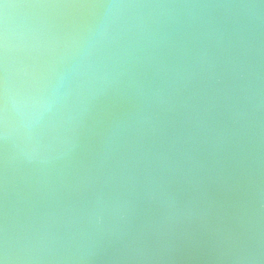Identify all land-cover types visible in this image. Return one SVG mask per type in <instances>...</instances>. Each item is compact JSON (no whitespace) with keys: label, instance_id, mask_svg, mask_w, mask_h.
Instances as JSON below:
<instances>
[{"label":"water","instance_id":"water-1","mask_svg":"<svg viewBox=\"0 0 264 264\" xmlns=\"http://www.w3.org/2000/svg\"><path fill=\"white\" fill-rule=\"evenodd\" d=\"M5 249L264 264V0H0Z\"/></svg>","mask_w":264,"mask_h":264},{"label":"clouds","instance_id":"clouds-1","mask_svg":"<svg viewBox=\"0 0 264 264\" xmlns=\"http://www.w3.org/2000/svg\"><path fill=\"white\" fill-rule=\"evenodd\" d=\"M53 91H55V87L53 88ZM0 260H2V264H9V257L6 249L0 253Z\"/></svg>","mask_w":264,"mask_h":264},{"label":"snow or ice","instance_id":"snow-or-ice-1","mask_svg":"<svg viewBox=\"0 0 264 264\" xmlns=\"http://www.w3.org/2000/svg\"><path fill=\"white\" fill-rule=\"evenodd\" d=\"M0 264H2V260H0Z\"/></svg>","mask_w":264,"mask_h":264}]
</instances>
